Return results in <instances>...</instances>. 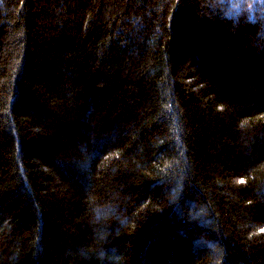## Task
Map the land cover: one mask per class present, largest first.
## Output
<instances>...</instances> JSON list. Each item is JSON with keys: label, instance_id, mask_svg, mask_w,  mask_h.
<instances>
[{"label": "trees", "instance_id": "1", "mask_svg": "<svg viewBox=\"0 0 264 264\" xmlns=\"http://www.w3.org/2000/svg\"><path fill=\"white\" fill-rule=\"evenodd\" d=\"M0 264H264V0H0Z\"/></svg>", "mask_w": 264, "mask_h": 264}, {"label": "snow or ice", "instance_id": "2", "mask_svg": "<svg viewBox=\"0 0 264 264\" xmlns=\"http://www.w3.org/2000/svg\"><path fill=\"white\" fill-rule=\"evenodd\" d=\"M241 182H243V181H241Z\"/></svg>", "mask_w": 264, "mask_h": 264}]
</instances>
